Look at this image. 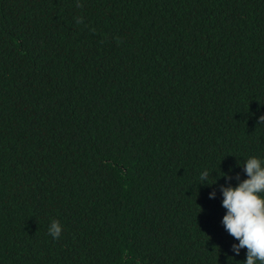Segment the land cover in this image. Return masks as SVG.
<instances>
[{"label": "trees", "instance_id": "obj_1", "mask_svg": "<svg viewBox=\"0 0 264 264\" xmlns=\"http://www.w3.org/2000/svg\"><path fill=\"white\" fill-rule=\"evenodd\" d=\"M81 3L0 0V264H243L221 175L264 159V0Z\"/></svg>", "mask_w": 264, "mask_h": 264}, {"label": "clouds", "instance_id": "obj_2", "mask_svg": "<svg viewBox=\"0 0 264 264\" xmlns=\"http://www.w3.org/2000/svg\"><path fill=\"white\" fill-rule=\"evenodd\" d=\"M75 6L82 8L84 5L81 0H76ZM76 23L83 24V17H77ZM116 39L119 43L120 38ZM259 121L264 123V116L259 117ZM242 166L247 178L240 180L237 175L235 179L239 182L236 186L231 185V176L225 173L221 175L229 182L220 188L222 207L226 209L222 224L228 234L239 242L232 245V251L239 255L241 249H246L243 264H264V159L251 156ZM209 175L207 170L203 171L200 174L201 181L206 182ZM215 196V191L209 194L210 199ZM62 230L59 220L51 221L48 232L53 239H59Z\"/></svg>", "mask_w": 264, "mask_h": 264}]
</instances>
